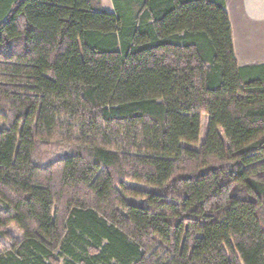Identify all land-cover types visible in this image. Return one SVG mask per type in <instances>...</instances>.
Listing matches in <instances>:
<instances>
[{
  "label": "trees",
  "instance_id": "1",
  "mask_svg": "<svg viewBox=\"0 0 264 264\" xmlns=\"http://www.w3.org/2000/svg\"><path fill=\"white\" fill-rule=\"evenodd\" d=\"M112 2L0 0V264H264V65L226 0Z\"/></svg>",
  "mask_w": 264,
  "mask_h": 264
},
{
  "label": "crops",
  "instance_id": "2",
  "mask_svg": "<svg viewBox=\"0 0 264 264\" xmlns=\"http://www.w3.org/2000/svg\"><path fill=\"white\" fill-rule=\"evenodd\" d=\"M226 10L231 21L234 52L239 65H264V0H226ZM236 12L239 13V37L231 20V14ZM237 39L241 45L240 57L236 52Z\"/></svg>",
  "mask_w": 264,
  "mask_h": 264
},
{
  "label": "rangeland",
  "instance_id": "3",
  "mask_svg": "<svg viewBox=\"0 0 264 264\" xmlns=\"http://www.w3.org/2000/svg\"><path fill=\"white\" fill-rule=\"evenodd\" d=\"M101 3H102V6L105 10H107L109 12L114 11V6H113L112 0H101ZM236 13H235L236 15L231 14V20H232V24H233V29L236 30V36H237L239 33V13L238 12H236ZM263 29H264V27H263ZM238 37H239V35H238ZM234 50H235V47H234ZM236 52H237V55L240 57L241 45H240L238 39L236 40ZM3 127H5V125L0 122V128H3ZM203 128L206 130L207 124ZM204 129H203V133H204Z\"/></svg>",
  "mask_w": 264,
  "mask_h": 264
}]
</instances>
